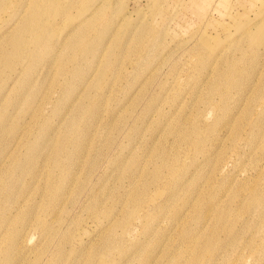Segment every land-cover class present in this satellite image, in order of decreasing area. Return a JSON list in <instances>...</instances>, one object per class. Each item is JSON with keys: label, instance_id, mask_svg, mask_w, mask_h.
<instances>
[{"label": "rangeland", "instance_id": "obj_1", "mask_svg": "<svg viewBox=\"0 0 264 264\" xmlns=\"http://www.w3.org/2000/svg\"><path fill=\"white\" fill-rule=\"evenodd\" d=\"M85 1L0 0V264H264L263 0Z\"/></svg>", "mask_w": 264, "mask_h": 264}, {"label": "bare ground", "instance_id": "obj_2", "mask_svg": "<svg viewBox=\"0 0 264 264\" xmlns=\"http://www.w3.org/2000/svg\"><path fill=\"white\" fill-rule=\"evenodd\" d=\"M112 1L113 0H101L100 3L98 2V0H86L84 4H82V10L78 12V15L81 16L83 13H87V16H89L91 13H96V12H103L106 10H111V15H110V25L113 28H117L118 26H120L118 29L120 30V28L123 26L124 22L128 21V18L131 17L129 12L123 14V10L124 9H116L115 7L112 6ZM73 2H79V0H73ZM192 2H196V0H192ZM264 2V0H263ZM114 3V2H113ZM151 6H153L155 8V11H159V13H161L163 10H165L164 8H162L163 6L160 4V0H151ZM135 11V10H134ZM71 12V7H68L65 10L66 15H68ZM136 13V12H135ZM131 14H133V12H131ZM86 16V17H87ZM56 17H57V21H56ZM56 17H48L45 22H44V26L43 29H47V28H53V26L56 24L55 30H58V26H60L59 24L62 23V25H66V16L63 15V13L60 11ZM85 17V18H86ZM84 18V20H85ZM95 18H98V15L95 16ZM150 19V18H149ZM83 20V21H84ZM138 21H134V23L131 25V32L134 33L135 30H137L138 28H143L145 31L149 30L151 31V36L155 33H153L154 31L151 30V26H147L149 25L148 23H146L148 20L144 19L143 15H138L137 18ZM86 22V21H84ZM258 23H256L255 25H257ZM255 28V27H254ZM252 29V28H251ZM256 30V34H262L261 33V29L260 27L255 28ZM118 30V31H119ZM143 30V31H144ZM114 32V30L112 31V33ZM209 38V34H202L200 36L201 41L207 40ZM153 40H155L156 45L159 46L161 44V37L157 36L156 38H153ZM151 41H149L150 43ZM206 42V41H205ZM201 45H203V42L201 43ZM194 48H196V45H194ZM61 64H63L64 62H60ZM209 66V64H208ZM62 73V72H61ZM63 74V73H62Z\"/></svg>", "mask_w": 264, "mask_h": 264}]
</instances>
